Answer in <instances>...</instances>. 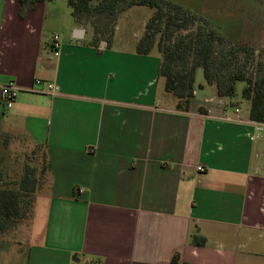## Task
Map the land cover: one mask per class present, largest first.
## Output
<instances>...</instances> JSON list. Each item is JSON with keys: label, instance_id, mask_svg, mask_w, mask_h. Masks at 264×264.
Returning a JSON list of instances; mask_svg holds the SVG:
<instances>
[{"label": "crops", "instance_id": "1", "mask_svg": "<svg viewBox=\"0 0 264 264\" xmlns=\"http://www.w3.org/2000/svg\"><path fill=\"white\" fill-rule=\"evenodd\" d=\"M75 28L68 0L24 17L0 0V147L22 134L51 162L44 233L26 264H172L175 254L179 264H264V127L248 135L249 102L219 96L199 68L189 111H177L158 52L96 48ZM10 80L20 91L8 105Z\"/></svg>", "mask_w": 264, "mask_h": 264}, {"label": "trees", "instance_id": "2", "mask_svg": "<svg viewBox=\"0 0 264 264\" xmlns=\"http://www.w3.org/2000/svg\"><path fill=\"white\" fill-rule=\"evenodd\" d=\"M48 1L52 0H16L22 17L37 4ZM68 6L75 26L87 31L88 37L83 42L100 48L105 41L108 49L112 48L122 12L133 6L153 9L135 51L148 55L157 47L161 57L159 79L163 80L165 91L177 99L176 110L189 111L197 69L202 68L206 81L215 84L219 96L229 100L238 96V83H244L241 98L249 102V118L264 123V62L258 61L255 71L249 73L244 67L254 55L253 47L234 44L227 50H217L222 36L211 27L197 24L202 18L195 11L172 0H68ZM240 51L245 54L243 66L236 61ZM37 146L43 149L40 176L37 168L27 165L16 186H5L0 173V231L25 216L28 206L35 202L41 179L51 172L47 146ZM191 241L203 246L206 238L193 234ZM94 260L96 264H103L100 258ZM179 260V254H175L172 264H179Z\"/></svg>", "mask_w": 264, "mask_h": 264}, {"label": "rangeland", "instance_id": "3", "mask_svg": "<svg viewBox=\"0 0 264 264\" xmlns=\"http://www.w3.org/2000/svg\"><path fill=\"white\" fill-rule=\"evenodd\" d=\"M172 1L195 11L202 18L197 24L211 27L222 36L223 41L217 44V50H227L234 44L253 47L254 55L244 67L247 72L255 71L258 61L264 62V0ZM153 11L149 7L133 6L122 12L118 19L116 31L118 37L113 43L114 47L127 49L131 44H136L143 35L145 25ZM154 50L158 52L157 47ZM238 54L237 64L243 66L245 54L243 51ZM243 87L244 83H238V96L240 97ZM169 95L175 98L172 94L169 93ZM12 133L7 135L6 143L0 147V173L5 186H16L27 165L37 168L38 174L43 165V149L37 148V145L32 144L22 134ZM41 180V187L36 192L35 202L28 206L25 216L15 220L16 222L6 230L0 231V264H26L29 246L38 242L44 233L48 172ZM243 239L242 237L241 240ZM259 245L264 250V239ZM246 251L254 253L252 248ZM259 257L260 260L263 259V256Z\"/></svg>", "mask_w": 264, "mask_h": 264}, {"label": "built area", "instance_id": "4", "mask_svg": "<svg viewBox=\"0 0 264 264\" xmlns=\"http://www.w3.org/2000/svg\"><path fill=\"white\" fill-rule=\"evenodd\" d=\"M51 47L53 49V55L55 57H58L61 55V37L59 34H55L52 42ZM38 84L43 83L41 79L37 80ZM48 89L51 92V94H57L60 90L59 86L54 83H47ZM19 88L16 85L15 81L10 80L7 84L2 86L1 92H2V99L3 102L11 105L12 102H14L19 94ZM239 111V109H237ZM252 130L248 132V135L252 138H254L256 132H261L264 127V123L252 121ZM197 170L199 172H205L206 168L204 166H198Z\"/></svg>", "mask_w": 264, "mask_h": 264}, {"label": "water", "instance_id": "5", "mask_svg": "<svg viewBox=\"0 0 264 264\" xmlns=\"http://www.w3.org/2000/svg\"><path fill=\"white\" fill-rule=\"evenodd\" d=\"M86 34L85 28H75L74 29V37L77 39H83ZM107 43L105 41L102 42V46L104 47Z\"/></svg>", "mask_w": 264, "mask_h": 264}]
</instances>
